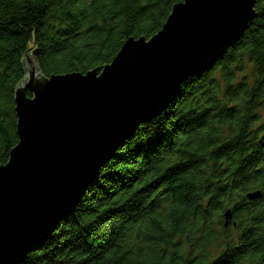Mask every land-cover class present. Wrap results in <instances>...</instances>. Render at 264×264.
<instances>
[{
	"label": "trees",
	"instance_id": "trees-1",
	"mask_svg": "<svg viewBox=\"0 0 264 264\" xmlns=\"http://www.w3.org/2000/svg\"><path fill=\"white\" fill-rule=\"evenodd\" d=\"M181 1L0 0V166L19 142L28 57L46 76L87 73L130 37L154 36ZM256 12L22 264H264V0ZM247 62L252 82L240 79Z\"/></svg>",
	"mask_w": 264,
	"mask_h": 264
},
{
	"label": "water",
	"instance_id": "water-1",
	"mask_svg": "<svg viewBox=\"0 0 264 264\" xmlns=\"http://www.w3.org/2000/svg\"><path fill=\"white\" fill-rule=\"evenodd\" d=\"M257 1L183 0L154 36L130 37L87 73L46 76L28 57L15 91L19 142L0 166V264H22L75 212L140 125L242 38Z\"/></svg>",
	"mask_w": 264,
	"mask_h": 264
},
{
	"label": "rangeland",
	"instance_id": "rangeland-1",
	"mask_svg": "<svg viewBox=\"0 0 264 264\" xmlns=\"http://www.w3.org/2000/svg\"><path fill=\"white\" fill-rule=\"evenodd\" d=\"M251 72H252V65H250L249 62H247V70H246V72H245L244 75H240V79H243V77L247 76L248 79H249V81L252 82V79H251L252 78V75H250ZM261 113H262V115L264 117V110H261Z\"/></svg>",
	"mask_w": 264,
	"mask_h": 264
}]
</instances>
